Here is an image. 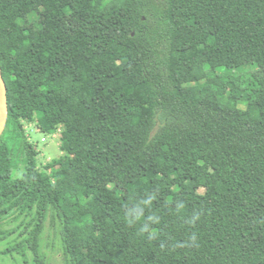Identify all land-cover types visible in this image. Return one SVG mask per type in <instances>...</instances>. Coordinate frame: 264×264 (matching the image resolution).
<instances>
[{"label": "trees", "instance_id": "obj_1", "mask_svg": "<svg viewBox=\"0 0 264 264\" xmlns=\"http://www.w3.org/2000/svg\"><path fill=\"white\" fill-rule=\"evenodd\" d=\"M0 66V255L50 220L65 264H264V0H0Z\"/></svg>", "mask_w": 264, "mask_h": 264}, {"label": "rangeland", "instance_id": "obj_2", "mask_svg": "<svg viewBox=\"0 0 264 264\" xmlns=\"http://www.w3.org/2000/svg\"><path fill=\"white\" fill-rule=\"evenodd\" d=\"M25 136L32 149L37 153L36 163L40 172L51 174L56 170V163L65 155L61 150V133L63 128L60 127L52 135L42 133L36 123L24 122ZM13 178H20L25 171L24 154L21 147H17L13 156ZM17 223L12 220H3L0 222V233L15 230ZM12 238L7 241H0V253L4 252L11 242ZM42 251L47 256V264H65L64 252L61 245L60 236L57 227H53L49 220L46 224V230L42 237ZM16 256V255H15ZM0 264H16L12 257L0 255Z\"/></svg>", "mask_w": 264, "mask_h": 264}, {"label": "water", "instance_id": "obj_3", "mask_svg": "<svg viewBox=\"0 0 264 264\" xmlns=\"http://www.w3.org/2000/svg\"><path fill=\"white\" fill-rule=\"evenodd\" d=\"M9 118V105L7 99V86L0 66V139L4 134Z\"/></svg>", "mask_w": 264, "mask_h": 264}]
</instances>
